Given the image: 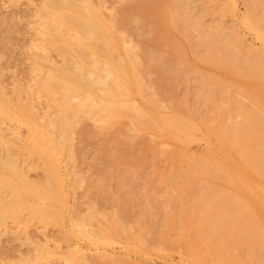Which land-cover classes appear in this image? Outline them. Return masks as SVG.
<instances>
[{
  "label": "rangeland",
  "instance_id": "rangeland-1",
  "mask_svg": "<svg viewBox=\"0 0 264 264\" xmlns=\"http://www.w3.org/2000/svg\"><path fill=\"white\" fill-rule=\"evenodd\" d=\"M49 1L56 3L58 1L62 2L63 0H0V90L1 94H5L2 95L3 98L1 102L4 101V103L2 102V107L0 106V111L2 110V113H0H6H4L5 115H0V117L2 116L0 119L2 123H0V137L2 140L4 139L3 141L6 143L4 146L0 145V181L3 182L4 178V180L9 181L11 184L15 183L13 186H16V192H19L21 188L23 189L27 185H30L29 187L31 188L35 186L34 189L36 192L39 190L36 194L40 197L42 195V199L38 201L41 202L43 200V202L36 204L38 201L35 199V195L33 193H28L29 196L27 192L23 193L25 192L23 189L20 193L29 196H25L24 198L25 207L19 208L18 211L16 210L18 208L17 206L14 208L15 211L12 209L13 216H4L0 214V264H198L196 263V252L199 251L200 252L197 254H200L202 258L200 264H213L210 262L212 261V257L209 249L205 248V244L199 241V235L196 229L192 227L193 225L191 226L193 231H190L192 229L188 230L191 234L189 233L190 236L189 234L186 235L188 236L186 241H198L199 246L197 244L195 252L186 247V252L184 249L186 245L184 238L186 236H182L177 227L175 228L170 225L172 224L170 219H172V213L187 202V185L176 177H182L184 174H182V172H184V169L186 171L188 168L189 160L196 158L197 155L203 156L207 151H215L216 153L214 154H218L217 152L219 151L216 149L219 145L217 141L214 142L216 138L214 135H211V132H214V130L218 128L222 129L223 127L222 130H229L233 125L240 122L236 116L240 108L248 112L254 111L255 109V105L253 104L254 101H252V96L254 94L251 95L252 91L255 92L256 90V86H254L255 83L254 85L253 83H248L249 85L247 87L249 88L246 87L248 90L245 88L244 90L239 88V90L234 89L239 83L237 81H232L233 78L229 80L230 78L223 75L224 73L222 70L202 60L200 53H198L200 56L199 59L198 55H196L199 50H196L195 45L196 41H198L197 39H200L203 35L216 33L217 35L219 34L220 39H229L230 42L229 40L227 41L234 45L235 48L238 47L237 49H242L244 46L243 48L247 51L243 49V53L241 52L242 54L239 51L238 57H241L239 59L245 58V55H248L249 52L253 54L254 52L257 54L260 52L261 54L259 55H262L261 57L264 58V43L261 42L254 33H249V31L247 32V30L242 27V20L247 14L246 8L250 6V4L247 3L248 0L246 2L245 0H231L232 4H228L225 0H76L79 4L81 2L88 5L90 4L89 6L93 10L95 9L96 14L98 11V17L100 15L101 19L106 22V24L110 25V23L115 22V25L113 23L111 24L114 26V28L111 27V32L112 30L114 32H112V38L118 39L119 33L124 37L120 35L122 38L118 39L116 42H114L115 40L113 39L112 41L119 46L118 50H121L120 48L122 46L118 42H126L124 43V51L123 47L122 51H116V47L114 50H111L115 52H110L109 50L104 51L101 46L96 43L98 37H96V39L93 37L92 40L95 39V42L93 41L92 43V40L90 42L88 41L90 38L84 39L81 36H74L73 34H69L70 37L67 33L59 34L57 31H50L51 33L49 34L51 36L47 34L48 32L44 33L41 28V23H43L42 14L52 11L50 8L51 2ZM263 1L264 0H260L259 2L264 3ZM178 2L182 5L180 3L179 5ZM171 3L175 5V7L177 6L176 8H178V10L181 9L180 12L183 11V13L181 14L177 10L176 14L175 7H173ZM225 6L227 7L225 8ZM148 7H150V10H148ZM230 7L233 9L231 10ZM222 10L224 12L221 13ZM188 11L191 13L190 15H188ZM229 11L232 12L230 13ZM162 13L164 16L163 18ZM187 15L191 19L188 18V25L191 28L194 26L196 27L195 30L189 32V35L192 34V38L186 35L180 26V20L186 19ZM155 16L158 18L155 19ZM167 16H169V18ZM158 19L159 23L157 22ZM163 19L167 23L166 25L170 26L168 29L171 30H167L169 32L166 31V34H169L165 37L161 34L163 31V27L161 26ZM108 21L110 23H108ZM198 24L199 27L201 26L200 28H197ZM220 24H222V26ZM158 27L160 28L157 29ZM201 28L203 31H206L205 34L203 31L199 30ZM193 32H195L194 35L196 36H193ZM181 33H183V35ZM179 35L183 36L184 39L181 36L182 39H180V37H178ZM225 35H228V37H224ZM114 36H118V38ZM185 36H188V38H185ZM79 39L81 41L83 40L86 45L89 44V46H76L78 44L77 40ZM188 39H190L193 44H189L190 41H188ZM94 45L96 48H92ZM193 45H195L194 50L192 47ZM238 45L242 46L240 47ZM179 46L183 47L180 48ZM59 47L62 48L61 50L67 48L66 51L60 52ZM249 48L254 51H251V49L249 50ZM56 51H59L63 59ZM106 52H109V54H106ZM176 52L177 54L179 53L178 57ZM194 54L197 57H195ZM91 56L93 57L91 58ZM94 58H96V60ZM69 60L72 65L69 63ZM122 60L125 61L122 63ZM46 61L49 63H46ZM64 63L67 64V66L68 64L71 65L72 68L68 66L69 70H75L74 73H76L77 67L81 66L88 72H93L94 69L96 71L99 69L100 71L104 70L100 72V75L98 74L99 71L97 72L100 79L106 77L108 64L109 67H113L115 64L124 65L122 67L126 74H131L129 77L131 87L135 89L139 88V91H134L135 89H132V95L122 96L126 100L120 96L116 97L115 100L120 101L122 98L123 100L121 99V102L125 101L123 108L131 113L126 112V110L122 112V107H118V109L121 110L120 112L116 107H113L114 110H109L111 113L109 111L107 112L108 109L105 107L107 106L110 108V105L106 102L111 100L109 99V101H107L108 99L105 97L102 98L105 100H101L100 98L103 95L99 94L102 96H98V98V93H96L97 95L94 94L95 96L93 95L92 99L94 98V100H91L88 106H83L84 109L82 105L81 108L78 107V103L83 99L81 96L79 100V96L70 99L69 101L71 103L68 101L65 105L62 97L64 95L63 87L61 85L56 89V92H50L45 89L44 86V81L48 74L51 72L56 75V71L64 66ZM101 64L106 67L103 66V68H101ZM180 64L182 67H180ZM187 64H189V66ZM133 66H135V69ZM178 66L179 68L177 69ZM183 66L187 69V71L185 70L186 74L181 73L184 72ZM175 67L177 70H175ZM179 71H181L180 74ZM194 74L196 76H194ZM101 75H103L102 78ZM134 77L138 78L135 79ZM209 78L210 80L221 82L226 81L232 88L234 87V91L236 90L235 92L232 90L228 93L229 99L227 97L224 99L228 101V103L223 101V107H229L227 110L224 108L225 117H228L224 119V124L221 122L222 126L220 125L221 123L218 124L219 122H217L218 120L216 119L218 113L217 108L214 105L210 107L208 104H204L203 102L200 103L201 99L199 93L203 92L204 82L208 81ZM197 79L198 81H196ZM107 80L106 78L107 84H110ZM202 80H204L203 83ZM40 81L42 83H40ZM135 82L137 83L135 84ZM35 83L37 84V88L35 87ZM60 90L62 91L60 92ZM99 90H103L102 86L99 87ZM246 93L249 96L251 95V97L249 98V96H246ZM229 95L235 97L233 98ZM242 96L245 97L243 98ZM96 97L104 103H99ZM151 98L153 99L151 100ZM95 99H97L96 102ZM153 101H155L156 104L153 103ZM56 102L59 103V105ZM105 103L107 105H105ZM91 104H95V106ZM98 104H103L104 106ZM149 104H151V109L148 108ZM153 104L154 106H152ZM239 104L241 107H239ZM22 105H24V107ZM204 105L206 108H204L205 110L203 109ZM85 108L87 110L90 108V113L89 111L87 112ZM93 108L95 109L92 110ZM154 108L157 110L156 112L160 109V113H157L158 116L154 113ZM209 108L211 111H209ZM75 109L77 112L74 111ZM26 110L28 111L26 112ZM101 110L105 113L103 112L102 114ZM131 110H133L134 113ZM138 110H143L145 113L141 114V111L138 116ZM190 110L192 111L190 112ZM24 111L26 112V116ZM151 111L159 118L170 116L171 118L186 122L190 127L192 126L193 130L191 132L194 133L192 134L189 132L190 134L188 133L185 137V142L178 141L168 136V133L163 129L161 130L160 126L154 125L150 120L147 121L148 117H146V113L149 114ZM229 111L230 114H228ZM32 112H34L33 115L31 114ZM91 112L93 116H91ZM97 112L98 114L95 115ZM76 113L78 114L76 115ZM87 113H89V116ZM161 113L165 114L162 115ZM186 113H188V116ZM48 114H51V117ZM81 114L84 115L82 116ZM212 114L213 117H210ZM22 115L25 116L26 121L25 118L23 119L24 116ZM74 115L78 120L74 118ZM48 116L50 117L49 120ZM230 116L232 118L235 117L232 119ZM193 117L198 118V120L195 118L197 122L204 120L198 123L204 128L196 124ZM205 117H208V124L206 123ZM212 118L214 122H212ZM68 119H71L72 121H70L73 124H69ZM237 119L239 121H237ZM225 120L229 121L226 122ZM41 121L42 123H40ZM46 121L49 122L47 123ZM19 122L22 124H19ZM25 122L28 124V127L24 124ZM140 122L142 125L139 124ZM215 122H217L219 126ZM30 123L34 125V128H37V130H35L36 128L34 129L33 134V137H37L36 145L28 144L30 137H32L30 133L31 130L29 129V126H31L29 125ZM66 123L68 124L67 127L63 125ZM23 124L26 125V128L22 127L24 126ZM50 124L53 126L48 127ZM149 124L150 126L148 128L147 126ZM204 125H208V129L211 131L207 130V127ZM212 125L217 126L214 127ZM211 127L213 128L211 129ZM68 128L70 131H67ZM53 131L55 133L59 131L58 134L56 133L57 136H53ZM204 131L207 134H205V137L203 135ZM47 132L46 140L44 137ZM51 132L52 134L50 136ZM36 134L39 136H36ZM63 135L64 137L66 136L64 139ZM207 136L210 139L207 138L206 140H208L210 144L206 143L205 138ZM202 137L204 138L202 139ZM56 138H60V142L56 140ZM24 139H26V143H24ZM48 139H50V141L55 139L56 141L53 140V142H48ZM41 140L43 143L45 141V143L48 142L47 146L49 147L45 145V148ZM212 141L214 143L211 145ZM7 142L10 144L8 145ZM35 146H37V148ZM208 146L210 150L208 149L206 151ZM230 153L229 156L231 157L228 158V161L229 163L233 162V164L230 163V167L237 168L239 166V154L237 151H233V154L231 153L232 155ZM179 154L181 155L180 157ZM181 157L182 159H180ZM230 158L233 161H230ZM183 160L187 161L182 163ZM7 161L10 162L8 163ZM17 161L18 165L15 167L14 164ZM235 163L236 166L234 165ZM5 165L14 167L16 171L17 169H22L19 171L22 177L20 178L17 171V176H14L15 178L12 177L14 180L9 173L10 176L8 177L10 179L7 178L6 175L8 174L2 172H7L4 169ZM181 169L183 171H180ZM3 175H5L6 178L3 177ZM249 180L253 185L252 188L256 190V188H254V186H256L254 185L256 178L249 177ZM178 181L180 183H178ZM26 183L27 185H25ZM177 185L179 187H177ZM223 185L222 183L221 185L218 184V187L221 188L222 186V189H224ZM10 190L13 191L9 188L5 190L2 189V191L0 189V194L2 192L0 198H3L5 201L9 199L8 202L12 201L14 194H12ZM16 192L13 191V193ZM180 196L184 198L179 199ZM177 200H179L180 203ZM33 203L36 205H30ZM33 207L36 209L34 210ZM33 210L35 212H32ZM167 211L169 212L167 213ZM58 215H60V217ZM147 219L150 222H148ZM70 220L71 222H69ZM192 223H194V221H192ZM167 233L169 240L166 237ZM169 235H171L170 238ZM181 240L184 241V244ZM201 245L205 246L204 248L206 250ZM73 249H75V252ZM207 252L208 255L206 257ZM234 253L236 258L243 256V252L240 249L235 250Z\"/></svg>",
  "mask_w": 264,
  "mask_h": 264
},
{
  "label": "bare ground",
  "instance_id": "bare-ground-1",
  "mask_svg": "<svg viewBox=\"0 0 264 264\" xmlns=\"http://www.w3.org/2000/svg\"><path fill=\"white\" fill-rule=\"evenodd\" d=\"M79 1V0H77ZM76 0H63L62 2H56V3H53L51 1V10L50 12H44L42 14V26L41 28L43 29L44 33L48 32L47 34L51 33L50 31H57L60 33H67V35L69 34H73L74 36H81L83 37L84 39L85 38H90V40L88 39V41L90 42L92 40L93 37H98V41L96 42L97 44H99L101 46V48L104 50V51H110V52H115V51H111V50H114L116 47V51L118 50L119 46L116 45L114 42H116L118 39L124 37L121 35V33H119V38L118 36H114V37H117L118 39H113L112 38V32H111V27L114 28V26H112L111 24L113 23V19H112V23H110L108 21V23H110V25L106 24V22H104L100 15L98 17V11H97V14L95 12V9L93 10L88 4H85L83 2H81L79 4V2H77ZM147 1V0H146ZM228 2V4H232L231 3V0H225ZM223 1V2H225ZM247 0H245L246 2ZM260 0H248V4H250V6H245L247 7V14L246 16L243 18L242 20V27L245 28V30H247V32L249 31V33H254V35H256V37L261 40V42L264 43V3H261L259 2ZM186 2V1H185ZM189 2V1H188ZM244 2V4H245ZM264 2V1H263ZM53 3V4H52ZM180 2H178L179 4ZM49 4V3H48ZM172 4V3H171ZM175 4V3H174ZM177 4V3H176ZM177 4V5H178ZM181 4V3H180ZM179 4V5H180ZM189 4V3H188ZM187 4V5H188ZM227 4V6H228ZM247 4V5H248ZM152 5V4H151ZM173 5V4H172ZM178 5V6H179ZM182 5V4H181ZM150 6V4H149ZM224 6V5H223ZM225 6V8L227 7ZM230 6V5H229ZM232 6V5H231ZM46 7V6H45ZM94 7V6H93ZM151 7V6H150ZM148 7V10H150ZM172 7V6H171ZM173 7H175V5H173ZM177 7V6H176ZM175 7V10H176V14H177V10L178 8ZM183 7V6H182ZM181 7V8H182ZM222 7V6H221ZM234 7V6H233ZM219 8V7H218ZM231 10L233 9L232 7H230ZM229 8V9H230ZM173 9V8H172ZM180 9V8H179ZM185 9V7H184ZM46 10V8H45ZM152 10H153V6H152ZM151 10V11H152ZM171 10V9H170ZM181 10V9H180ZM180 10H178V12H180ZM183 10V9H182ZM100 11V9H99ZM156 11V10H155ZM149 12V11H148ZM170 12V11H169ZM172 12V11H171ZM189 12V11H188ZM224 12L223 10L221 11V13ZM230 12V11H229ZM232 12V11H231ZM230 12V13H231ZM246 12V11H245ZM150 13V12H149ZM181 14L183 13L180 12ZM187 13V12H186ZM41 14V13H40ZM154 14V13H153ZM179 14V13H178ZM191 13L189 12L188 15H190ZM150 15V14H149ZM169 15V14H168ZM171 15V14H170ZM175 15V14H174ZM180 15V14H179ZM178 15V16H179ZM184 15V14H183ZM187 15L186 19H181L180 17V26L182 27L183 29V32L188 35L189 37H191V35H189V32H191L192 30H195L196 27H190L187 23L188 21V18L190 19V17ZM166 16V15H165ZM182 16V15H181ZM186 16V15H185ZM113 17V16H112ZM163 13H162V18H163ZM169 18V16H167ZM166 17V18H167ZM183 17V16H182ZM221 17V16H220ZM219 17V18H220ZM158 17L155 16V19H157ZM160 18V16H159ZM173 18V17H172ZM176 18V16H175ZM108 19V18H107ZM154 19V20H155ZM165 19V18H164ZM162 21V27H163V31L161 32L162 36H166L168 35L169 33L166 34V31L169 30L168 28L170 27L169 25H166L167 23L164 21ZM171 20V19H169ZM175 20V19H173ZM191 20V19H190ZM41 21V20H40ZM106 21V20H105ZM175 21H178V20H175ZM219 21V20H218ZM222 21V20H221ZM159 23V19L157 21ZM161 22V20H160ZM172 22V21H171ZM197 22V20H196ZM241 22V21H240ZM115 23V22H114ZM113 23V24H114ZM156 23V22H155ZM156 23V24H158ZM179 23V22H178ZM193 23V22H192ZM199 23V21H198ZM195 24V23H194ZM201 25V23H199ZM199 24L197 26V28L199 27ZM223 24V23H222ZM222 24H220L222 26ZM115 25V24H114ZM176 25V24H175ZM179 25V24H178ZM197 25V24H196ZM241 25V24H240ZM160 26V25H159ZM193 26V24H192ZM172 27V26H171ZM174 27V25H173ZM177 27V26H175ZM201 27V26H200ZM199 27V28H200ZM219 27V26H217ZM160 27H158L157 29H159ZM162 29V28H161ZM160 29V30H161ZM176 29V28H175ZM174 29V30H175ZM181 29V28H179ZM178 29V30H179ZM214 29V28H213ZM173 30V31H174ZM201 31V29H199ZM217 30V29H216ZM159 31V30H157ZM171 31V30H169ZM167 31V32H169ZM215 31V30H214ZM220 31V30H218ZM42 32V31H40ZM177 32V31H176ZM182 32V30H181ZM204 34L206 33V31H203ZM208 32V31H207ZM217 32V31H216ZM223 32V31H222ZM114 33V32H113ZM173 33V32H171ZM195 32H193V36H196L194 35ZM201 33V32H200ZM225 33V32H224ZM234 33V32H233ZM116 34V33H115ZM114 34V35H115ZM118 34V32H117ZM159 34V33H158ZM183 35V33H181ZM235 34V33H234ZM50 35V34H49ZM51 36V35H50ZM70 36V35H69ZM160 36V35H159ZM181 35H179L178 37H180ZM188 36H185V38ZM71 37V36H70ZM161 37V36H160ZM163 37V38H164ZM183 38V36H181ZM180 37V39H182ZM198 37V36H197ZM224 37H228V35L224 36ZM255 37V36H254ZM67 38V37H66ZM74 38V37H73ZM82 38V39H83ZM162 38V37H161ZM167 38V37H166ZM171 38V37H170ZM192 38V37H191ZM235 38V36H234ZM241 38V37H240ZM69 39V38H68ZM77 39V37H76ZM81 39V38H80ZM77 40V45L76 46H89V44H85V42L82 40ZM95 39L92 40L91 42L93 43V41L95 42ZM115 40L114 42L112 41ZM168 39V38H167ZM172 39V38H171ZM170 39V40H171ZM184 39V38H183ZM55 40V39H54ZM87 40V39H86ZM123 40V39H122ZM169 40V41H170ZM196 40V39H195ZM198 41H196V50H199V52H197L196 55H198V53H200V56H202V60H204L206 63L208 64H211V65H214L216 66L217 68H219L220 70L223 71V75H225L227 78H230L229 80L232 79V81H237L239 83V85H236V87L234 89H241V90H244L249 88L247 87L249 84L248 83H255L254 86H256V90L255 92L252 91L251 95H253V100L254 101V105H255V109L254 108H251V109H254V111H251V112H248V111H245V109H242L240 108L238 111H237V118L240 120V122H238L237 124L233 125L232 128H230L229 130H222V129H216L214 130V132H211V135H214L216 140H214V142H218L217 145L218 148L216 149L218 154H214L216 153L215 151L211 152V151H207L208 149L210 150L209 146L208 148H206V151L207 153L204 154L203 156H199L197 155L196 158H192L189 160L188 162V168L187 170L185 171L184 169V172H182V177H178L177 176L176 178H179L181 179L185 185H187V193H186V197H187V202L184 203L183 206H180V208L173 212L172 213V219H170L173 227H177L179 229V232L181 233L182 236H186L187 234H189L190 232L188 230L192 229V227H194L196 229V232L198 233L199 235V241H201V243L205 244V246L201 245L203 248H208L209 251H210V254H211V259L213 264H264V58L261 57L262 55H259L261 54L259 51V54H257L256 52L251 53L249 52L248 55H245V58L243 57L242 59H239L241 57H238V52L240 51V53L243 51V48L242 49H237L235 48L234 45L230 44V40L229 42L227 40H223V39H220L219 37V34L217 35L216 33H208L206 34L205 36L203 35L200 39H197ZM238 40V39H237ZM242 40V39H241ZM124 41V40H123ZM186 41V40H185ZM188 41H190V39H188ZM187 41V42H188ZM232 41V40H231ZM64 42V41H63ZM72 42V41H70ZM113 42V43H112ZM167 42V41H166ZM171 42V41H170ZM169 42V43H170ZM186 42V43H187ZM241 42V41H239ZM74 43V42H73ZM95 43V44H96ZM119 44H121V50H118V51H122V47H123V51H124V43H126L125 41L122 42H118ZM192 43L191 41L189 42V44ZM96 44V45H97ZM172 44V43H171ZM193 44V43H192ZM235 44V43H234ZM239 44V43H238ZM61 45V44H60ZM126 45V44H125ZM169 45V44H168ZM176 45V44H175ZM175 45H172V46H175ZM195 45H193V50H194V47ZM53 46V45H52ZM57 46V45H56ZM64 46V44H63ZM69 46V45H68ZM99 46V47H100ZM170 46V45H169ZM238 46H242V45H238ZM55 47V46H54ZM180 47V46H179ZM183 47V46H181ZM180 47V48H181ZM239 47V48H240ZM246 47V46H245ZM60 48V47H59ZM65 48V47H64ZM67 48V47H66ZM66 48L64 50H61L62 48H60V52L61 51H66ZM70 48V47H68ZM83 48V47H82ZM92 48H96V46H92ZM188 48V47H187ZM86 49V48H85ZM251 48H249L250 50ZM57 50V48H56ZM88 50V49H87ZM102 50V51H103ZM238 50V51H237ZM246 50V49H245ZM253 49H251L252 51ZM94 51V50H93ZM96 51V50H95ZM101 51V50H100ZM130 51V50H128ZM247 51V50H246ZM254 51V50H253ZM57 52V51H56ZM185 52V51H184ZM58 55L61 56V54H59V51L57 52ZM64 53V52H63ZM62 53V54H63ZM87 53V52H86ZM96 53V52H95ZM109 54V52H106V54ZM119 53V52H118ZM117 53V54H118ZM122 53H125V52H122ZM239 53V54H240ZM243 53V52H242ZM241 53V54H242ZM256 53V54H255ZM177 54V52H176ZM179 54V53H178ZM178 54H177V57H178ZM183 54V53H182ZM240 54V55H241ZM263 54V53H262ZM65 55V54H64ZM126 55V54H125ZM181 55V54H180ZM195 54L194 56L197 57ZM68 56V55H67ZM80 56V55H79ZM129 56V55H128ZM200 56L198 55V58L200 59ZM93 56H91L92 58ZM102 57V56H101ZM108 57V56H107ZM130 57V56H129ZM133 57V56H132ZM180 57V56H179ZM69 58V57H67ZM98 58V57H97ZM117 58V57H116ZM63 59V57H62ZM96 60V58H94ZM131 59V58H130ZM134 59V57H133ZM78 60V59H77ZM135 60V59H134ZM183 60V59H182ZM181 60V61H182ZM195 60V59H194ZM75 61V60H74ZM125 60H122V63L124 62ZM129 61V60H128ZM132 61V60H131ZM180 61V62H181ZM184 61V60H183ZM48 61H46L47 63ZM67 62V61H66ZM99 62V61H98ZM134 62V61H133ZM49 63V62H48ZM69 63L72 65V63L70 62L69 60ZM79 63V62H78ZM77 63V64H78ZM92 63V62H91ZM103 63V62H102ZM106 63V62H105ZM118 63V62H117ZM121 63V62H120ZM121 63V64H122ZM131 63V62H130ZM203 63V62H202ZM62 64V62H61ZM74 64V63H73ZM95 64V63H94ZM115 64V63H114ZM121 64L117 65L115 64L113 67L110 66L109 67V64L107 66V73H106V77L104 78L103 75H101V78L100 79L97 75V72L99 71V75H100V72L104 71H100V69L98 71H96L94 69H92L93 72H88L84 69L83 66L81 67H77V71L76 73H74L75 70L71 71L69 70V67L70 66L72 68L71 65L68 64H65L64 63V66L60 67V69L56 68V67H53L55 69H58V71H56V75L54 73H49L48 76L46 77L45 81H44V86H45V89H47L48 91L50 92H53L55 91L56 92V89H58L59 85H61L63 87V93L64 95L62 96L63 97V102L66 103L76 97V96H79L78 100L81 99V97H83L82 101L81 102H77L79 104L78 107L81 108V105L82 107L84 106H88V104H90V101L91 100H94V98L92 99L93 95L98 93L97 97H102L100 98L101 100H105V99H102L103 97L107 98L109 101V99L111 101L109 102H106L108 103V105H110V108H108L107 106L105 108H107V112L109 110H114L113 107L117 108L118 107H124V102H121L124 98L122 96H129V95H132L133 94V90L132 89H135V88H132L131 87V82H130V75L126 74L124 68L121 66ZM75 65V64H74ZM82 65V63H81ZM106 65V64H105ZM132 65H135V64H132ZM185 65V64H184ZM189 66V64H187ZM207 65V64H206ZM80 66V64H79ZM96 66V65H95ZM102 66V64H101ZM104 66V65H103ZM103 66L101 68H103ZM209 66V65H208ZM213 66V67H214ZM75 67V68H76ZM98 67V65H97ZM100 67V65H99ZM106 67V66H104ZM126 67V66H125ZM129 67V66H128ZM134 69H135V66H133ZM180 67L181 64H180ZM179 68V66L177 67V69ZM184 68V66H183ZM105 69V68H104ZM127 69V68H126ZM131 69V68H129ZM176 67H175V70H177ZM182 69V68H181ZM180 69V70H181ZM218 69V70H219ZM51 70V69H50ZM133 70V69H132ZM131 70V71H132ZM184 72H181L179 71V74L180 72L181 73H184L186 74L185 70L187 71V69H183ZM91 71V70H90ZM96 71V72H95ZM131 71H128V72H131ZM135 71V70H134ZM192 71V70H191ZM55 72V71H54ZM177 72V71H176ZM193 72V71H192ZM96 73V74H95ZM104 73V72H103ZM178 73V72H177ZM47 74V73H45ZM135 74V73H134ZM196 74V73H195ZM194 74V76H196ZM198 74V73H197ZM128 75V76H127ZM136 75V74H135ZM177 75V74H176ZM189 75V74H187ZM138 76V75H136ZM203 76V75H202ZM201 76V77H202ZM43 77V76H42ZM45 77V75H44ZM193 77V76H192ZM198 77V76H197ZM221 77V76H220ZM223 77V76H222ZM106 78L108 79L107 81L110 82V84L106 82ZM135 78V77H134ZM138 78V77H136ZM135 78V79H136ZM207 78V76H206ZM211 78V77H210ZM209 80L204 82V80H202V83L204 82V85H203V92L199 93L200 95V99H201V102L200 103H204V104H208L210 105H214L216 108H217V120L214 119L219 122L218 124H220L221 122L223 123L224 122V119H227L228 116L225 117V114H224V108H226L225 110H227V108L229 107H223L224 105V102L223 101H226L224 99H226V97L229 99L228 97V93L231 92L233 90L232 86H230V84H228L226 81H217V80ZM225 78V77H224ZM42 79V78H41ZM195 79V78H194ZM200 79V78H199ZM219 79V78H218ZM44 80V79H43ZM42 80V81H43ZM110 80V81H109ZM37 81V80H36ZM198 81V79L196 80ZM39 82V81H38ZM37 82V83H38ZM132 82H133V79H132ZM34 83V82H33ZM40 83H42L40 81ZM134 83V82H133ZM132 83V84H133ZM137 82H135L136 84ZM141 83V82H140ZM36 84V83H35ZM134 84V86H135ZM43 85V84H42ZM40 86V85H39ZM43 86V87H44ZM102 86L103 90H99V87ZM133 86V87H134ZM199 86V85H198ZM37 88V84L35 86ZM138 87V86H136ZM247 87V88H246ZM61 88V87H60ZM198 88V87H197ZM239 88V89H238ZM253 88V87H252ZM1 89V87H0ZM42 89V88H41ZM139 89V88H138ZM137 88L134 90H138ZM254 89V88H253ZM240 90V91H241ZM248 90V89H247ZM44 91V90H43ZM59 91V90H57ZM62 90H60L61 92ZM139 91V90H138ZM201 91V90H200ZM234 91V90H233ZM236 91V90H235ZM234 91V92H235ZM4 92V90H3ZM2 92V93H3ZM239 92V91H238ZM251 92V91H250ZM254 92V93H253ZM49 93V92H48ZM58 93V92H57ZM56 93V94H57ZM137 93V92H135ZM139 93V92H138ZM141 93V91H140ZM139 93V94H140ZM155 93V92H154ZM248 93V91H247ZM246 93V94H247ZM4 94V93H3ZM3 94H1V90H0V106L2 107V102L4 103V101L1 102L2 98H3ZM55 94V93H54ZM99 94H102V95H99ZM232 94V93H231ZM234 94V93H233ZM245 94V95H246ZM5 95V94H4ZM197 95V96H199ZM236 95V94H234ZM244 95V94H243ZM251 95L249 96L248 94L246 96H249V98L251 97ZM56 96V95H55ZM59 96V95H58ZM95 96V95H94ZM122 97L120 99V101H116L115 98L116 97ZM135 96V95H134ZM139 96V95H138ZM141 96V94H140ZM231 96V95H229ZM96 97V98H97ZM98 97V98H99ZM196 97V95H195ZM233 97V95L231 96ZM235 97V96H234ZM233 97V98H234ZM240 97V96H239ZM243 97V96H242ZM245 97V96H244ZM243 97V98H244ZM55 98V97H53ZM57 98V97H56ZM61 98V96H60ZM97 98V99H98ZM155 98V96H154ZM7 99V98H6ZM59 99V98H57ZM76 99V98H75ZM97 99H95V102L97 101ZM129 99V98H128ZM127 99V101H128ZM153 98H151L152 100ZM198 99V97H197ZM199 99V101H200ZM126 100V99H124ZM195 100V99H194ZM99 103L102 102L104 103L103 101H100L98 99ZM159 101V100H158ZM62 102V103H63ZM228 103V101H226ZM251 102V101H250ZM29 103V102H28ZM50 103V102H49ZM57 103V102H56ZM55 103V104H56ZM69 103H71L69 101ZM73 103V102H72ZM98 103V102H97ZM95 103V104H97ZM105 103V105H107ZM129 103V102H128ZM153 103L156 104L155 101H153ZM158 103V102H157ZM195 103V101H194ZM225 103V104H227ZM230 103V102H229ZM24 104V103H23ZM53 104V103H52ZM59 105V103H57ZM56 104V105H57ZM61 104V102H60ZM95 104H91V105H94ZM6 105V104H4ZM3 105V106H4ZM54 105V104H53ZM57 105V106H58ZM62 105V104H61ZM64 105V106H65ZM71 105V104H70ZM98 105H103V104H98ZM150 105V106H149ZM148 105V108L151 109V104ZM159 105V104H158ZM195 105V104H194ZM230 105V104H229ZM238 105V104H237ZM24 107V105H22ZM63 106V107H64ZM104 106V105H103ZM102 106V107H103ZM154 106V104L152 105ZM6 107V106H5ZM4 107V108H5ZM59 107V106H58ZM73 107V106H72ZM83 107V109H84ZM102 107H99V108H102ZM156 107V105H155ZM158 107V106H157ZM185 107V106H184ZM183 107V109H184ZM197 107V106H196ZM195 107V109H196ZM199 107V106H198ZM213 107V106H212ZM236 107V106H235ZM239 107L240 104H239ZM10 108V106H9ZM17 108V107H16ZM21 108V107H20ZM31 108V107H30ZM62 108V107H61ZM68 108V107H67ZM70 108V106H69ZM127 108V107H125ZM129 108V107H128ZM137 108V107H135ZM148 108H147V111H148ZM161 108V107H160ZM191 108V107H190ZM205 108V105L203 107V109ZM26 109V107H25ZM24 109V110H25ZM32 109V108H31ZM64 109V108H63ZM71 109V108H70ZM74 109V108H73ZM77 109V107H76ZM76 109L74 111H76ZM95 108H93L92 110H94ZM97 109V108H96ZM116 109V110H117ZM124 109V108H123ZM122 109V112L125 111L126 109L123 110ZM138 109V108H137ZM142 109V108H141ZM162 110H164L163 108H161ZM192 109V108H191ZM193 109V110H195ZM206 109V108H205ZM204 109V110H205ZM208 109V108H207ZM215 109V108H214ZM233 109H236V108H233ZM23 110V109H22ZM66 110V109H65ZM72 110V109H71ZM71 110H68V111H71ZM85 110H87L85 108ZM90 110V108H89ZM87 110V112L89 111ZM98 110V109H97ZM104 110V109H102ZM101 110V111H102ZM106 110V109H105ZM115 110V112H116ZM135 110V109H133ZM131 110V111H133ZM146 110V109H145ZM156 115L158 116V114L160 113L159 110L158 112H156L157 110L154 108ZM231 110V109H230ZM2 111V110H1ZM0 111V112H1ZM28 110H26L27 112ZM79 111V109H78ZM81 111V110H80ZM118 111L120 112L121 110L118 109ZM139 111V112H138ZM137 113H138V116L140 114V112L142 111L141 114L145 113L143 112V110H138ZM150 111V110H149ZM192 110H190L191 112ZM209 111L210 108H209ZM213 111V110H212ZM215 111V110H214ZM235 111V110H234ZM25 112V111H24ZM26 112H25V116H26ZM31 112V111H30ZM77 112V111H76ZM104 111H102V114H103ZM110 112V111H109ZM118 112V113H119ZM126 112H129L131 113L130 111L126 110ZM205 112V111H204ZM227 112V111H226ZM225 112V113H226ZM2 113V112H1ZM0 115H3L1 114ZM29 113V112H28ZM34 112H32L31 114L33 115ZM38 113V112H37ZM90 113V111H89ZM89 113L88 116H89ZM100 113V112H99ZM105 113V112H104ZM111 113V112H110ZM113 113V112H112ZM117 113V112H116ZM134 113V111H133ZM149 113V112H148ZM152 111L147 114L146 113V117H148V120L147 121H151V123H154V125H158V127L160 126L161 127V130H165L168 134V136H171L172 138L178 140V141H181V142H185L184 140L185 137L188 135L189 132H191L193 130L192 126L190 127L186 122L180 120V119H175V118H171L170 116L169 117H164V118H159L157 117L155 114H154ZM158 113V114H157ZM193 113V112H192ZM211 113V112H209ZM216 113V112H215ZM6 114V113H5ZM4 114V115H5ZM60 114V113H59ZM71 114V113H70ZM74 114V113H72ZM78 113H76L77 115ZM92 114V112H91ZM98 114L95 113V115ZM101 114V115H102ZM109 114V113H107ZM162 114V113H161ZM165 114V113H164ZM162 114V115H164ZM188 113H186L187 115ZM194 114V113H193ZM228 114H230V111L228 112ZM234 114V113H233ZM18 115V114H17ZM31 115V116H32ZM39 115V114H38ZM49 116L51 114H48ZM69 115V114H67ZM82 115V114H81ZM84 115V114H83ZM82 115V116H83ZM114 115V114H113ZM161 115V116H162ZM170 115V114H169ZM232 115V114H231ZM24 116V115H22ZM25 116L23 117V119L25 118ZM37 116V115H36ZM35 116V118H36ZM48 116V120L49 117ZM61 116V115H60ZM93 116V114L91 115ZM104 116V115H102ZM106 116V115H105ZM112 116V115H111ZM116 116V115H115ZM137 116V115H136ZM176 116V115H174ZM188 116V115H187ZM2 117V116H1ZM0 117V119H1ZM64 117V115H63ZM96 117V116H95ZM107 117V116H106ZM104 117V118H106ZM145 117V115H144ZM209 117V116H208ZM207 117V118H208ZM210 117H213V114L212 116ZM231 117V116H230ZM235 117V116H234ZM233 117V118H234ZM16 118V117H14ZM34 118V117H33ZM40 118V117H39ZM59 119H61L60 117H58ZM74 118H75V115H74ZM73 118V119H74ZM94 118V117H93ZM132 118V116H131ZM139 118V117H138ZM180 118V116H179ZM195 118L196 117H193L194 121H195ZM207 118L205 117L206 119V123H207ZM232 118V117H231ZM232 118V119H233ZM4 119V117H3ZM6 119V118H5ZM46 119V118H45ZM55 119V118H54ZM72 119V118H71ZM70 119V120H71ZM77 119V117L75 118ZM80 119V118H79ZM98 119V118H97ZM96 119V120H97ZM136 119V118H135ZM147 119V118H146ZM198 120V118H196ZM237 119V121H239ZM69 120V119H68ZM69 120V124H73L71 121ZM78 120V119H77ZM191 120V119H189ZM203 120V119H202ZM209 120V119H208ZM212 122H214L213 118L211 119ZM236 120V118H235ZM18 121V120H17ZM25 121H26V118H25ZM43 121V120H42ZM42 121L40 123H42ZM58 121V119H57ZM62 121V120H61ZM65 121V120H63ZM99 121V120H98ZM105 121V120H104ZM137 121H140V120H137ZM186 121V119H185ZM192 121V120H191ZM201 121V120H200ZM197 122L195 121L196 124L198 123H201V122ZM226 121V120H225ZM229 121V120H228ZM226 121V122H228ZM3 122V121H2ZM14 122V121H13ZM21 122V121H20ZM19 124H22L20 123ZM24 122V121H23ZM29 122V121H28ZM47 122V121H46ZM49 122V121H48ZM47 122V123H48ZM53 122V121H52ZM67 122V121H65ZM71 122V123H70ZM78 122V121H77ZM134 122V121H133ZM210 122V120H209ZM217 122H215L217 124ZM233 122V121H232ZM1 123V122H0ZM4 123V122H3ZM15 123V122H14ZM51 123V122H50ZM60 123V122H59ZM222 123L220 124L222 126ZM235 123V122H233ZM2 124V123H1ZM18 124V125H19ZM26 124V122L24 123ZM23 124V125H24ZM54 124V122H53ZM134 124V123H133ZM141 124V122L139 123ZM191 124V123H190ZM204 124V123H203ZM208 124V123H207ZM209 124H212V123H209ZM217 124V125H218ZM224 124V123H223ZM27 125V126H26ZM22 127H28V124H26ZM31 125V123L29 124ZM62 125V124H61ZM63 125H66L67 127V123L66 124H63ZM135 125V124H134ZM142 125V124H141ZM194 125V123H193ZM198 125H201V124H198ZM217 125H212V126H217ZM228 125V123H227ZM225 125V126H227ZM231 125V124H229ZM33 126V127H32ZM47 126V125H46ZM50 126H53V125H49L48 127ZM59 126V125H58ZM57 126V127H58ZM150 124L147 126L149 128ZM197 126V125H196ZM206 126V125H204ZM219 126V125H218ZM224 126V125H223ZM19 127V126H18ZM25 127V128H26ZM65 127V126H64ZM146 127V126H145ZM202 127V125H201ZM207 127V130L208 129V125L206 126ZM36 128V127H35ZM34 125H31L29 126V129L31 130L30 133L32 134V137H30V140L28 142V144L30 143V145H36L37 144V137H33V134H34ZM43 128V127H42ZM63 128V127H62ZM200 128V127H199ZM198 128V130H199ZM204 128V127H202ZM210 128V127H209ZM213 127H211L212 129ZM227 128V127H226ZM47 129V128H46ZM51 129V128H50ZM49 129V130H50ZM137 129V128H136ZM151 129V127H150ZM160 129V128H159ZM195 129V128H194ZM201 129V128H200ZM37 130V128L35 129ZM53 130V128H52ZM59 130V128H58ZM66 130V129H65ZM69 130V128L67 129V131ZM197 130V131H198ZM206 130V129H204ZM48 131V130H46ZM70 131V130H69ZM211 131V130H209ZM45 132V131H44ZM54 132V131H53ZM64 132V131H63ZM202 132V130H201ZM36 133V131H35ZM57 133V132H56ZM56 133L54 132V135H56ZM59 133V131H58ZM57 133V134H58ZM65 133V132H64ZM67 133V132H66ZM192 133V132H191ZM194 133V132H193ZM192 133V134H193ZM196 133V132H195ZM200 133V131H199ZM208 133V132H207ZM210 133V132H209ZM19 134V133H17ZM44 134V133H43ZM48 132L45 134V139L47 138ZM52 132L50 133V136H51ZM62 134V133H61ZM190 134V133H189ZM197 134V133H196ZM205 131H204V137H205ZM38 134H36L37 136ZM207 135V134H206ZM3 136V134H2ZM39 136V135H38ZM57 136V135H56ZM194 136V135H193ZM210 136V135H209ZM28 137V138H29ZM41 137V136H40ZM66 137V136H65ZM64 135H63V139L65 138ZM202 137V139L204 138ZM211 137V136H210ZM42 139H44L43 137H41ZM41 138H38V139H41ZM52 138V137H51ZM61 138V137H60ZM60 138L56 140H59L60 142ZM210 139L208 136L205 138L206 139ZM213 138V137H211ZM62 139V138H61ZM192 139V138H191ZM214 139V138H213ZM4 140V139H3ZM2 140V138L0 137V145L4 146L6 145V143ZM20 140V139H19ZM23 140V139H22ZM47 140V139H46ZM49 141L48 142H53V140L55 139H51L52 141H50V139H48ZM55 140V141H56ZM189 140V139H188ZM24 143H26V139H24ZM42 141V140H41ZM65 141V140H64ZM68 141V140H67ZM17 142V141H16ZM40 142V141H39ZM46 142V141H45ZM44 142V143H45ZM47 142V143H48ZM62 142V141H61ZM180 142V143H181ZM211 142V141H210ZM212 141L211 145L214 143ZM43 143V141L41 142ZM42 144V145H46L47 146V143L45 144ZM63 143V142H62ZM65 143V142H64ZM206 143H209L208 140H206ZM7 144L9 145L10 143L7 142ZM51 144V143H50ZM54 144V143H53ZM61 144V143H60ZM210 144V143H209ZM216 144V143H215ZM49 145V144H48ZM56 145V144H55ZM208 145V144H206ZM45 146V148H46ZM52 146V144H51ZM50 146V147H51ZM58 146V145H56ZM214 146V145H213ZM8 147V146H7ZM23 147V145H22ZM37 148V146H35ZM49 147V146H47ZM34 148V147H33ZM31 148V149H33ZM39 149V148H38ZM214 149V148H213ZM212 149V150H213ZM232 150V151H231ZM7 151V150H6ZM233 151H237L238 154H239V166L236 168H232L230 167L231 164H233V162L230 164L229 161H228V158L231 157L229 156V153L233 152ZM36 152V151H35ZM230 153V154H231ZM44 154V153H43ZM42 154V155H43ZM233 154V153H232ZM231 154V155H232ZM201 155V154H200ZM181 155L179 154V157ZM200 158H199V157ZM234 156V155H233ZM237 156V155H236ZM189 157V156H188ZM195 157V156H194ZM191 158V157H190ZM234 158V157H233ZM178 159V158H177ZM182 159V157L180 158ZM235 159V158H234ZM238 159V158H237ZM1 160V158H0ZM47 160V159H46ZM48 161V160H47ZM181 161V160H180ZM184 161H187V160H183L182 163H184ZM230 161H233L231 160L230 158ZM237 161V160H236ZM1 162V161H0ZM8 162V161H7ZM10 162V161H9ZM8 162V163H9ZM13 162V160H12ZM235 162V160H234ZM6 163V162H5ZM17 163V164H16ZM14 164V166L16 167V165H18V161ZM186 163V162H185ZM230 165H229V164ZM237 163V162H236ZM236 163L234 164L236 166ZM4 164V163H3ZM13 164V163H12ZM181 164V163H180ZM20 165V164H19ZM53 165V164H52ZM238 165V163H237ZM4 166V165H3ZM46 167V166H45ZM183 167V166H182ZM186 167V165H185ZM18 168V167H17ZM4 169L7 171V172H4L2 171L3 173H9L11 176V178H15L14 176H17V174L19 173V171L21 170H18V173L16 171V169L12 166H6L4 167ZM180 169V168H179ZM55 170V169H54ZM53 170V171H54ZM51 171V170H50ZM180 171H183L182 169ZM1 172V171H0ZM2 174V173H1ZM6 175L7 178H9L8 176L10 175ZM21 173H19L18 175L20 176ZM177 174V173H176ZM5 175H3V177L6 178ZM18 176V177H19ZM22 177V175L20 176V178ZM249 177H254L256 178V182L254 183V188H256V190H254L252 187L253 185L250 183V180H249ZM2 178V177H1ZM12 178V179H13ZM176 178H173L174 180H177ZM10 179V178H9ZM17 179V177H16ZM14 180V179H13ZM22 180V179H21ZM24 180V178H23ZM255 180V179H254ZM26 181V180H25ZM54 181V180H53ZM57 181V179H56ZM16 182V181H14ZM174 182V181H173ZM176 182V181H175ZM183 182H182V185H183ZM25 183V182H24ZM178 183H180L178 181ZM222 185L224 186V189H222V186L221 188L218 187V184L219 185ZM15 185L14 184H11L9 181H6L4 180L3 178V182L0 181V189L2 191V189H12L13 191L16 192V186H13ZM27 185V183L25 184ZM23 185V186H25ZM30 186V185H29ZM28 185L25 186V188H23L25 190V192L23 193H33L35 195V199L38 201V200H41L42 199V195L41 197L38 196L36 193L39 191L36 192V190L31 187H29ZM38 186V185H37ZM184 186V185H183ZM181 186V187H183ZM21 187V186H20ZM52 187V186H51ZM177 187H179L177 185ZM186 187V186H185ZM39 188V187H38ZM22 188L19 190V192H16V193H13V191L10 190V192L12 194H14V198L12 201L8 202L9 199H7L8 201H5L3 200V198L1 199L0 198V214L1 215H4V216H7V215H14L12 213V209L15 211V207L17 206L18 208L16 209L18 211L19 208H23L25 207V196L29 197L28 195H25V194H22L20 193L21 190H23ZM40 189V188H39ZM51 189V188H50ZM53 189V188H52ZM41 190V189H40ZM49 190V189H48ZM9 191V190H8ZM18 191V189H17ZM46 191V190H45ZM6 192V191H5ZM4 192V194H5ZM186 192V191H185ZM40 193V192H39ZM45 193V192H44ZM2 194V192H1ZM1 194H0V197H1ZM32 194V196H33ZM41 194V193H40ZM183 194V193H182ZM181 194V195H182ZM56 195V194H55ZM47 196H48V193H47ZM52 196V195H51ZM50 196V198H51ZM3 197V196H2ZM13 197V196H12ZM46 197V196H45ZM55 197V196H53ZM179 198V197H178ZM177 198V199H178ZM184 198V197H183ZM180 198L179 199H183ZM12 199V198H10ZM27 199V198H26ZM53 199V198H52ZM60 199V198H59ZM35 200V201H36ZM185 200V199H184ZM179 202V200H177ZM175 201V202H177ZM181 201V200H180ZM24 202V203H23ZM40 201L36 202V204L38 203L39 204ZM43 202V200L41 201ZM40 202V203H41ZM53 202V200H52ZM55 202V201H54ZM59 202V201H58ZM57 202V203H58ZM27 203V202H26ZM180 203V202H179ZM178 203V204H179ZM183 203V202H182ZM36 204H30V205H36ZM177 204V203H176ZM27 205V204H26ZM29 206V205H27ZM175 206V205H174ZM30 207V206H29ZM39 207V206H38ZM37 207V208H38ZM176 207V206H175ZM27 208V207H26ZM31 208V207H30ZM34 208V207H33ZM36 208H34L35 210ZM24 210V209H23ZM31 210V209H30ZM32 211V212H35V211ZM46 211V210H44ZM151 211V210H149ZM170 211V210H169ZM167 211V213L169 212ZM173 211V210H172ZM151 213V212H150ZM165 213V212H164ZM31 214V213H30ZM45 214V213H44ZM148 214V213H147ZM35 215V214H34ZM149 215V214H148ZM18 216V214H17ZM60 217V215H58ZM150 216V215H149ZM153 216V215H152ZM148 217V216H147ZM149 218V217H148ZM154 218V217H153ZM155 219V218H154ZM167 219V218H166ZM148 221V219H147ZM153 221V219H152ZM192 221H194V223H192ZM71 222V220L69 221ZM150 222V221H148ZM150 224V223H149ZM167 224V222H166ZM195 225V226H194ZM171 226V228H172ZM169 227V226H168ZM166 229V228H165ZM194 229V230H195ZM167 230H170V229H167ZM173 231V230H171ZM190 231H193L190 230ZM174 232V231H173ZM79 233V232H78ZM170 233V231H169ZM176 233V232H175ZM179 233V234H180ZM195 233V232H194ZM191 234V233H190ZM189 234V236H190ZM196 234V233H195ZM168 233L166 234V237H167ZM171 235H169V238H170ZM184 236V237H185ZM193 236V235H192ZM188 236H186L184 239L186 241V238ZM194 237V236H193ZM192 237V238H193ZM166 239V238H165ZM168 239V237H167ZM181 239V238H180ZM179 239V240H180ZM183 239V240H184ZM190 239V238H189ZM169 240V239H168ZM182 241V240H181ZM180 241V243H181ZM169 242V241H168ZM184 241H182L183 243ZM104 243V242H103ZM106 243V242H105ZM184 244V243H183ZM199 246V242L198 241H193V242H189L188 240L186 241V245H185V250H186V247L187 249L189 250H192L193 252L196 251V246ZM184 246V245H183ZM201 248V247H200ZM204 248V249H205ZM80 249V248H79ZM199 249V248H198ZM240 249L242 252H243V256L240 257V258H236L235 257V250H238ZM74 252H75V249H73ZM206 250V249H205ZM77 251V250H76ZM208 251V250H207ZM208 251V252H209ZM78 252V251H77ZM187 252V250H186ZM200 252V251H199ZM199 252H196V263L200 264L201 262V255L197 254ZM202 252V250H201ZM205 252V251H204ZM208 252L206 254V257L208 255ZM79 253V252H78ZM76 254V253H75ZM204 254V253H202ZM203 256V255H202ZM205 258V257H204ZM209 258H210V255H209ZM206 260V259H205ZM204 260V261H205ZM210 260V259H209ZM203 261V262H204ZM195 262V261H194ZM207 262V261H206ZM203 264V263H201Z\"/></svg>",
  "mask_w": 264,
  "mask_h": 264
}]
</instances>
